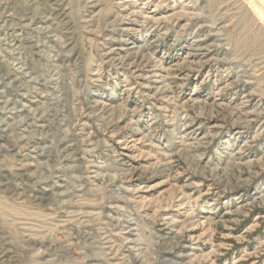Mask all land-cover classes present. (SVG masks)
I'll use <instances>...</instances> for the list:
<instances>
[{
	"label": "rangeland",
	"instance_id": "obj_1",
	"mask_svg": "<svg viewBox=\"0 0 264 264\" xmlns=\"http://www.w3.org/2000/svg\"><path fill=\"white\" fill-rule=\"evenodd\" d=\"M263 12L0 0V264H264Z\"/></svg>",
	"mask_w": 264,
	"mask_h": 264
},
{
	"label": "bare ground",
	"instance_id": "obj_2",
	"mask_svg": "<svg viewBox=\"0 0 264 264\" xmlns=\"http://www.w3.org/2000/svg\"><path fill=\"white\" fill-rule=\"evenodd\" d=\"M257 7H259V6L257 5ZM262 16H264V12H263V15Z\"/></svg>",
	"mask_w": 264,
	"mask_h": 264
}]
</instances>
